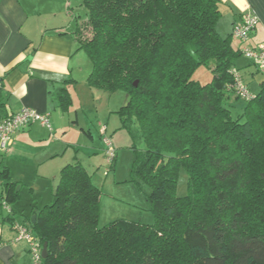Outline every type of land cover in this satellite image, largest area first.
<instances>
[{
	"label": "trees",
	"instance_id": "obj_1",
	"mask_svg": "<svg viewBox=\"0 0 264 264\" xmlns=\"http://www.w3.org/2000/svg\"><path fill=\"white\" fill-rule=\"evenodd\" d=\"M219 4L82 0L87 18L75 36L91 62L88 84L126 95L118 128L136 125L143 141V151L132 146L131 175L151 188L154 221L100 224L101 191L75 161L61 169L52 200L16 222L9 204L20 182L2 166L1 220L47 243L41 264H264V77L248 100L236 95L241 50L217 30ZM201 65L212 73L204 85L193 80ZM229 95L245 102L243 119L232 117ZM3 106L0 96V120L12 115ZM181 168L184 197L175 194Z\"/></svg>",
	"mask_w": 264,
	"mask_h": 264
},
{
	"label": "crops",
	"instance_id": "obj_2",
	"mask_svg": "<svg viewBox=\"0 0 264 264\" xmlns=\"http://www.w3.org/2000/svg\"><path fill=\"white\" fill-rule=\"evenodd\" d=\"M58 3L59 0H0V96L4 102L1 114H15L28 107L47 114L52 123L51 130L39 123L31 124L15 133L12 145L0 152V168L6 167L12 178L20 182L18 190L24 182L33 180V196L28 194L30 198L26 196L27 202L23 203L22 189L19 198L9 204L16 222L24 221L25 216L33 215L32 210L37 211L52 200L61 169L75 161L83 165L79 154L91 149L84 147V140L95 144L94 135L97 133L100 138L103 127L107 136L108 122L117 115L111 98L105 96L111 92L88 84L91 62L86 52L78 49V21L69 26L60 20ZM219 6L229 35L241 14L258 17L257 26L247 40H237L236 48H254L264 42V0H220ZM247 60L251 67L248 72L255 79V62ZM91 102L94 119L85 111ZM0 211L6 214L2 208ZM13 235L9 222L0 217V264H33L28 244L12 243Z\"/></svg>",
	"mask_w": 264,
	"mask_h": 264
},
{
	"label": "rangeland",
	"instance_id": "obj_3",
	"mask_svg": "<svg viewBox=\"0 0 264 264\" xmlns=\"http://www.w3.org/2000/svg\"><path fill=\"white\" fill-rule=\"evenodd\" d=\"M56 12L59 19L64 20V23L66 25L69 24V26H75L77 21H82L87 18V12L82 5V0H59ZM223 21L224 20H221L220 18L217 30L221 36L226 37L229 34H226L225 32L226 25L223 24ZM231 43L234 47L239 45V42L235 39H232ZM234 67L239 70L244 83L251 92L256 93L259 91V83L262 81L263 76L260 73L255 72L253 68L252 70L255 79L252 78V74L250 75V72H248L251 67L249 66L247 58L242 54L238 56L234 60ZM211 78V68L204 65L198 66L193 73V80L201 85L210 82ZM105 96L111 98L112 109L118 110L126 101V95L122 91L107 93ZM233 98V95L228 96V101H231L229 109L231 110L232 117L234 119L238 117L242 118L245 102L242 100L235 101ZM102 104L103 102H101L99 106L101 112L104 109ZM91 107L93 108L92 102L88 103V109H85V111H87V116L89 118L94 119L95 114ZM103 116L104 115H101V117ZM112 116L116 117H113L111 122H108L107 136L110 138L117 153L114 168L109 170L107 168L106 158L104 153L100 150H104L105 146L101 141V147V135L99 138L96 131V135H94V141L96 143L94 144L93 142L84 140V147L88 149L90 147L91 149L85 154H79V156H82L84 167L92 176L93 184L99 187L101 191L99 223L107 224L113 221H139L144 224H152L154 216L150 210L148 202L151 188L144 183L140 177L136 175L132 177L131 175V165L134 159L132 146L139 151H143V141L137 132L136 125H131L129 129H119L120 121L118 115ZM49 124L51 127L52 123L50 119ZM92 124H94V122ZM93 148L98 149L93 153ZM32 182L33 180H30L28 183L24 182V185L19 187L20 192L23 189V203L27 202L26 196H28V194L33 196V194H30V187L33 184ZM175 194L178 197H184L188 194V178L183 168H181L178 173ZM28 198H30V196H28ZM2 211L5 212L4 207H2Z\"/></svg>",
	"mask_w": 264,
	"mask_h": 264
},
{
	"label": "built area",
	"instance_id": "obj_4",
	"mask_svg": "<svg viewBox=\"0 0 264 264\" xmlns=\"http://www.w3.org/2000/svg\"><path fill=\"white\" fill-rule=\"evenodd\" d=\"M257 24L258 17L255 14H242L233 23L231 35L234 39L244 42ZM241 54L245 58L253 60L257 71L264 77V42L257 44L254 48L247 46L243 47L241 49ZM233 74L236 95L248 100L252 94L244 83L243 78L236 69L233 70ZM33 123H39L48 128V130H51L48 115L39 113L28 107H23L17 113L0 120V151L5 152L12 145L15 133L28 128ZM104 131V127L100 129L102 135L104 134ZM103 142L107 147V162H110L114 156L111 142L106 136L103 137ZM4 207L8 210L6 206ZM12 227L14 230V236L11 242L17 243L19 241H25L28 244V251L31 255L32 263L41 264L42 246L38 239L21 223H14ZM1 246L2 242L0 239V247Z\"/></svg>",
	"mask_w": 264,
	"mask_h": 264
},
{
	"label": "water",
	"instance_id": "obj_5",
	"mask_svg": "<svg viewBox=\"0 0 264 264\" xmlns=\"http://www.w3.org/2000/svg\"><path fill=\"white\" fill-rule=\"evenodd\" d=\"M134 85H136V82L134 83ZM34 219H35V216H32L33 221H34ZM41 257H42V259H45L47 257V243H44L42 245Z\"/></svg>",
	"mask_w": 264,
	"mask_h": 264
}]
</instances>
